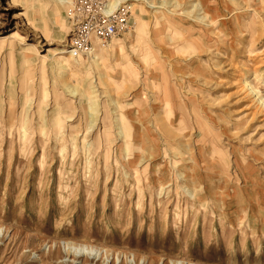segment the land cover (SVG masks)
Returning a JSON list of instances; mask_svg holds the SVG:
<instances>
[{"label": "rangeland", "instance_id": "374dc122", "mask_svg": "<svg viewBox=\"0 0 264 264\" xmlns=\"http://www.w3.org/2000/svg\"><path fill=\"white\" fill-rule=\"evenodd\" d=\"M74 1L0 0V264H264V0Z\"/></svg>", "mask_w": 264, "mask_h": 264}, {"label": "built area", "instance_id": "2783aa9c", "mask_svg": "<svg viewBox=\"0 0 264 264\" xmlns=\"http://www.w3.org/2000/svg\"><path fill=\"white\" fill-rule=\"evenodd\" d=\"M108 5L109 0H75L69 5L67 15L72 24V57L93 55L100 46L109 45L129 31L130 19L126 12L120 8L108 14Z\"/></svg>", "mask_w": 264, "mask_h": 264}, {"label": "bare ground", "instance_id": "6f19581e", "mask_svg": "<svg viewBox=\"0 0 264 264\" xmlns=\"http://www.w3.org/2000/svg\"><path fill=\"white\" fill-rule=\"evenodd\" d=\"M126 1H129V0H126ZM126 1L125 0H114L113 1V3L112 4H110L109 5V7H108V10H107V13L108 14H113V12H116L117 10H119V7H118V5H119V2L121 3V4H124V3H126ZM208 11H209V9H208ZM211 11V10H210ZM172 12H173V10H171V14H172ZM204 12H206V13H208L207 11H204ZM213 12V11H212ZM205 13V15H203V17L202 18H199L201 21H203V22H205L207 25H208V27L209 26H214L215 25V18L213 17V20L210 22V19H209V14H206ZM232 13V11L230 10V12L228 13V15H230ZM233 13H234V11H233ZM232 13V14H233ZM188 14V13H187ZM231 14V15H232ZM189 15V14H188ZM222 16H224V15H218V17H222ZM18 35H19V33H17V32H15V33H13L12 34V36H11V38H14V39H16L17 37H18ZM70 52L71 53V51L69 50V49H66V51H61L60 53H66V52ZM97 54V53H96ZM126 67H129L127 64L125 65ZM126 71H128V68H126ZM129 72H131V70L129 71ZM244 85L245 84H247L248 83V80H244ZM252 91H254L255 92V90H253V89H251ZM253 93V92H252ZM261 99V98H260ZM262 104H264V101L262 102ZM72 246H75V245H72ZM74 248V247H73ZM81 248V247H80ZM78 249V246H77V248H76V250ZM75 250V251H76ZM80 251H82L83 253H81V254H84V255H88L89 257H93V258H97L98 259V257H101V258H103V253H101L100 251H98V250H96V249H94V248H90V247H88V248H81L80 249ZM77 252V251H76ZM177 264H179V263H177ZM190 264H193V263H190Z\"/></svg>", "mask_w": 264, "mask_h": 264}, {"label": "crops", "instance_id": "0c3cea01", "mask_svg": "<svg viewBox=\"0 0 264 264\" xmlns=\"http://www.w3.org/2000/svg\"><path fill=\"white\" fill-rule=\"evenodd\" d=\"M120 37V36H119ZM118 38V37H117ZM114 40H116V38L114 39ZM114 40L112 41V42H114Z\"/></svg>", "mask_w": 264, "mask_h": 264}]
</instances>
